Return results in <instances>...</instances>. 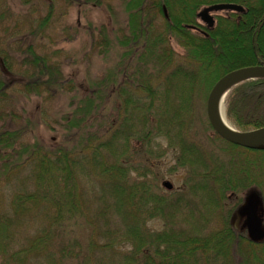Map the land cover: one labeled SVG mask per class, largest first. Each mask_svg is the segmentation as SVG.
<instances>
[{
	"label": "trees",
	"instance_id": "trees-1",
	"mask_svg": "<svg viewBox=\"0 0 264 264\" xmlns=\"http://www.w3.org/2000/svg\"><path fill=\"white\" fill-rule=\"evenodd\" d=\"M105 1L83 2L97 5ZM121 3L126 25L119 26L113 43L105 26L101 27L102 36L107 37L98 43L103 51L119 45L115 72L121 79L115 81L117 74L110 70L106 79L88 82L90 90L77 99L72 117L59 123L54 149L48 152L41 148L37 154L34 143L15 150V141L25 126H0V177H11L15 168L29 161L34 182L31 189L18 182L12 213H0V264H235V254L241 255L240 264H261L264 237L257 250L260 243L246 227L235 230L229 220L240 199L231 213H226L220 229H204L207 216L216 213L223 201L222 190L241 181L232 179L217 162V152L202 150L187 136L196 80L203 77L207 92L220 76L238 66L232 64L233 59L218 62L213 69L207 64L210 58L204 54L210 52L218 61L222 52L219 42L226 36L213 31L209 36L214 47L209 51L206 40L184 26L192 19L196 0H174L184 13L179 18L170 16L171 2H166L168 18L162 20L161 29L155 16L158 11L163 13L162 0ZM235 27L228 34L238 37ZM169 37H184L190 50L186 56L189 68L182 64L172 67L175 53ZM261 44L264 46V36ZM8 60L0 51V71H10ZM192 60L199 63L193 66ZM20 62L25 66L21 90L26 94L62 91V85L69 81L60 65L49 62L47 56L28 51ZM5 87L0 75L1 102L7 98ZM110 103L115 118L103 131L92 129L96 121H102ZM225 114L240 131L263 126L264 79H248L232 86L225 97ZM158 138L166 139L167 147L174 151L175 166L186 170L179 190L160 192V176L153 170L156 166L153 168L150 161L149 148ZM215 140L226 145L221 151L238 147L264 152V148L252 150L232 144L216 133L211 141ZM133 141L136 144L131 145ZM152 219L162 223L158 230L148 228ZM32 222H38V227H32L20 240L14 236L13 229Z\"/></svg>",
	"mask_w": 264,
	"mask_h": 264
},
{
	"label": "rangeland",
	"instance_id": "rangeland-1",
	"mask_svg": "<svg viewBox=\"0 0 264 264\" xmlns=\"http://www.w3.org/2000/svg\"><path fill=\"white\" fill-rule=\"evenodd\" d=\"M83 1L0 0V51L10 60V71L8 72L5 68L1 70L2 72L0 71V75L6 83L5 95L7 96L4 101H0L2 111L0 126H6L10 129L25 126L15 141V150L23 146L29 147L30 144L35 143L37 154L41 153L39 150L41 148L48 152L52 151L54 149L52 145L55 140L54 136H57L56 132L60 131L59 123L68 116L72 117L77 99L82 98L90 90L89 83L100 78L106 79L110 70L117 74L115 68L120 53L119 45H112L106 49L107 51H103L102 44L98 43L107 37V35L102 36L101 27L105 26L109 34V41L112 39L111 43H113L116 42L114 34H117V29L126 25V14L121 0H108L97 5ZM168 2H171L170 16L179 18L184 14L181 13L180 7L175 6L174 0ZM108 4L111 5V8L108 7ZM44 18L46 20L42 23L41 20ZM164 18L163 13L158 11L155 16V23L160 29V24ZM238 35V38L231 35L234 38L231 43L229 42L230 34L226 35L224 40L219 42L222 52L218 61L210 52H207L204 56H209V63L204 61L203 64L207 63L210 65L209 68L213 69V66L218 62L225 63V60L233 59L231 62L236 65L237 59L242 56L234 53L235 45L246 43L247 38V40L253 38V42L258 41L254 40L255 35L252 31L246 34L242 32ZM250 35H253L252 38ZM168 41L175 53L172 67L175 64H182V66L189 68L186 64L190 60L186 59L185 39L169 37ZM28 51L47 56L49 62L60 65L65 79L69 80L62 85V91H56L52 94L49 91L26 94L21 90L22 72L25 66L21 65L20 60L27 55ZM225 55L227 57L223 59L222 57ZM191 63L195 66L199 62L192 60ZM116 76L115 81L121 79V75L117 74ZM202 78L200 76L192 86L193 95L190 99L192 126L187 136L202 150L211 153L217 152V162L224 166V170L232 179L241 181L240 185L232 182L233 186L227 185L222 190L223 194L220 195V198L223 201L220 202V207L216 213L213 212L212 216H207L204 229L208 231L220 229L218 227H221V222L226 217V213H231L232 206L238 199L240 201L238 206L236 205L237 209L246 200L251 199L256 214L262 222L264 217V152L248 151L238 147H225V151H221L219 149H224L226 145L222 141H211L214 139L215 132L206 116L205 105L208 91L205 92L204 90L206 85H204ZM179 87L181 89V86ZM183 88L184 86H182ZM117 104L116 102L115 107ZM107 110L101 117L102 121H96L91 126L92 129L99 128L103 131L108 126L107 123L115 118L114 105L110 103ZM224 117L229 125L236 129L232 121L226 117L225 100ZM5 122L6 124L10 123V125H5ZM134 143L136 144L133 141L131 145ZM215 144L220 147H216ZM149 148L151 150L150 161H152L153 168L156 166L153 170H156V173L159 174L157 176H160L158 181L161 187L160 192L171 191L162 186V180H169L173 186L172 190L182 188L186 170L175 166L174 151L167 147L166 139L158 138L154 143H151ZM7 151L9 152V150ZM138 157L139 155L136 154L135 158L138 159ZM33 158H35L34 155H31V159ZM31 169L32 166L28 161L21 168H15L11 172V177L10 174L9 177L6 175L0 177V213H12L11 202L16 191L20 189L19 183H24L27 189L33 187L34 182L29 174ZM242 183L245 185L242 186ZM90 195L88 197H91ZM36 212L38 213V210ZM237 214L229 220L233 229L241 230L245 227V218L244 215ZM36 223L38 224V222H32L25 227H16L13 229L15 231L14 236H19L18 239L22 238L25 233H29L34 227H38L35 225ZM161 224L159 220L152 219L148 221V228L158 230ZM261 227L264 229V223L261 224ZM252 237L256 240L255 242L260 243L259 238H256L255 235ZM261 244L256 246L257 250ZM239 256L241 257L239 254L234 256L238 264L241 261ZM258 262L264 264V252ZM251 264H255V261H252Z\"/></svg>",
	"mask_w": 264,
	"mask_h": 264
},
{
	"label": "flooded vegetation",
	"instance_id": "flooded-vegetation-1",
	"mask_svg": "<svg viewBox=\"0 0 264 264\" xmlns=\"http://www.w3.org/2000/svg\"><path fill=\"white\" fill-rule=\"evenodd\" d=\"M162 1L164 17L168 18L165 3L169 0ZM196 2L197 4L194 8L192 19L184 22V26L190 29L195 37L199 36L204 38L209 51L214 47L211 45V42H213L214 39L209 36L213 31L222 36H226L232 31V26H237L235 27L237 33L243 32L246 34L252 31L255 35L254 40H258L257 42H253V35H250L252 39L247 40V38L246 43L235 45L236 49L234 50V53L236 55L257 59L244 64L241 63L237 67L264 64V46L261 44L264 36V0H196ZM222 3H235L242 8L240 10L209 9L206 14H204L206 19L200 14L201 11L207 9L209 6ZM185 50L187 54L190 53L189 49L186 48ZM227 53L230 54L229 52Z\"/></svg>",
	"mask_w": 264,
	"mask_h": 264
},
{
	"label": "water",
	"instance_id": "water-1",
	"mask_svg": "<svg viewBox=\"0 0 264 264\" xmlns=\"http://www.w3.org/2000/svg\"><path fill=\"white\" fill-rule=\"evenodd\" d=\"M241 8L240 5L235 3L215 4L201 11L200 14L204 17V14H206L209 9L240 10ZM256 78L264 79V64L241 66L224 73L211 86L206 97L205 105L207 119L214 132L219 137L232 144L249 149L264 148V125L246 131H238L231 126L224 124L217 113V105L221 95L224 93L226 94L232 86L244 80ZM161 184L166 189H171L173 187L169 180H162ZM237 213H239V215H244L245 226L249 235H255V237L259 239L264 237V229L261 227L260 218L256 214L251 199L246 200L241 206H239L233 213L232 217Z\"/></svg>",
	"mask_w": 264,
	"mask_h": 264
},
{
	"label": "bare ground",
	"instance_id": "bare-ground-1",
	"mask_svg": "<svg viewBox=\"0 0 264 264\" xmlns=\"http://www.w3.org/2000/svg\"><path fill=\"white\" fill-rule=\"evenodd\" d=\"M229 42L231 43L232 42V39H230ZM248 60L255 61L257 59H253L252 57L244 56V57H241L240 59H237L236 65H239L241 63L244 64ZM224 98H225V93L222 94L221 97H220V99L218 100L217 113H218L219 117L221 118V120L224 122V124L230 126L229 123L226 121V119L224 117ZM205 110H206V108H205Z\"/></svg>",
	"mask_w": 264,
	"mask_h": 264
}]
</instances>
